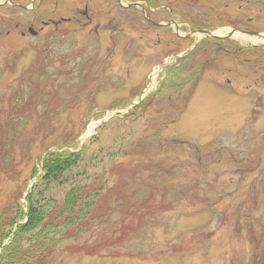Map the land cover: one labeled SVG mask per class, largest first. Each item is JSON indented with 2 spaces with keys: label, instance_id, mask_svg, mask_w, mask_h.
<instances>
[{
  "label": "rangeland",
  "instance_id": "1",
  "mask_svg": "<svg viewBox=\"0 0 264 264\" xmlns=\"http://www.w3.org/2000/svg\"><path fill=\"white\" fill-rule=\"evenodd\" d=\"M121 2H145L180 37L116 0L0 7V213L26 212L36 185L57 202L73 186L98 194L85 231L33 264H264V43L190 36L264 34V1ZM195 42L174 77L185 85L158 93L163 71L141 99L152 69ZM79 149L75 167L41 181L46 152Z\"/></svg>",
  "mask_w": 264,
  "mask_h": 264
},
{
  "label": "trees",
  "instance_id": "2",
  "mask_svg": "<svg viewBox=\"0 0 264 264\" xmlns=\"http://www.w3.org/2000/svg\"><path fill=\"white\" fill-rule=\"evenodd\" d=\"M239 1L259 3L264 0ZM4 137L1 132L0 139ZM80 156V152H46L40 161L41 181L46 186L58 181L63 173L77 165ZM36 173L34 169L33 174ZM97 195L96 192L89 194L85 188L73 186L62 201L57 202L37 192V185L33 186L25 198L26 212L16 205L0 213V247L15 229L12 241L1 250L0 264L48 261L68 241V235L74 239L85 231ZM19 222L23 223L15 226Z\"/></svg>",
  "mask_w": 264,
  "mask_h": 264
},
{
  "label": "water",
  "instance_id": "3",
  "mask_svg": "<svg viewBox=\"0 0 264 264\" xmlns=\"http://www.w3.org/2000/svg\"><path fill=\"white\" fill-rule=\"evenodd\" d=\"M28 31H29V33H31V34L34 35V33L32 32L31 29H29ZM201 33H206V32H201ZM250 34L253 35V36H256V37H258V38H264V37H263L262 35H260V34H256V33H250Z\"/></svg>",
  "mask_w": 264,
  "mask_h": 264
},
{
  "label": "bare ground",
  "instance_id": "4",
  "mask_svg": "<svg viewBox=\"0 0 264 264\" xmlns=\"http://www.w3.org/2000/svg\"><path fill=\"white\" fill-rule=\"evenodd\" d=\"M216 35H221V33H216ZM154 78H155V75L152 77V81H153ZM91 129H92V127H90V128L88 129V132H90Z\"/></svg>",
  "mask_w": 264,
  "mask_h": 264
}]
</instances>
